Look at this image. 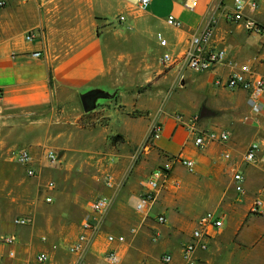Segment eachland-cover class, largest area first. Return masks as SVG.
I'll use <instances>...</instances> for the list:
<instances>
[{
    "label": "crops",
    "instance_id": "obj_1",
    "mask_svg": "<svg viewBox=\"0 0 264 264\" xmlns=\"http://www.w3.org/2000/svg\"><path fill=\"white\" fill-rule=\"evenodd\" d=\"M149 1L140 11L138 0H0V177L5 184L0 192L8 190V184L10 191L22 192L24 198L11 199L9 207L18 204V211L32 219L25 231L0 235L1 264H93L100 259L107 264L103 256L109 252L121 264L130 245L107 244L104 237L121 235L122 224L133 217L131 202L146 191L149 176L158 171L154 166L161 162L170 166L168 180L147 214H133L139 227L149 218H165L160 226L168 235L170 264H184L181 246L207 213L223 227L207 241L206 251L195 252L196 264H251L253 255L264 257V214L251 213L255 198L264 193V161L243 163L250 144L264 146V91L261 111L252 116L245 92L226 93L214 85L241 65L264 78V0H254L257 9L247 12L263 28V36L231 23L226 0H197L192 10L185 7L186 0ZM170 15L181 23L180 29L166 25ZM211 21L212 44L226 52V62L210 72L194 73L182 63L163 71L162 55L184 52L189 38L200 35ZM29 32L36 38L25 42ZM158 36L167 48L159 46ZM35 52L39 58L33 57ZM133 63L138 65L131 67ZM155 80L156 89L137 92L142 83ZM166 87L172 93L163 105L168 112H181L176 106L181 103L189 106L188 89L201 92L202 99L208 97L213 110L224 114L199 117L197 128L225 132L228 141L197 149L175 117L163 112L162 105L157 107L159 91ZM83 96H89L87 112L81 106ZM245 114L251 117L248 123L240 119ZM156 124L162 127L159 137L136 163L140 145ZM111 136L120 138L115 152L107 146ZM40 148L57 154L50 174L37 165ZM21 149L32 154V178L12 156ZM225 153L228 160L222 157ZM176 156L192 160L194 172L167 161ZM236 172L244 179L241 194L232 183ZM108 174L111 188L102 185ZM51 177L55 189L39 194V185ZM45 197L51 198L50 204ZM99 198L107 203L94 214L90 207ZM10 213L0 212V222ZM85 219L98 232L88 236L81 253H70L68 247ZM137 232L138 228L129 230L132 237ZM8 236L14 239L11 246L1 243ZM9 251L14 259L7 257ZM39 255L45 256L44 262L37 261Z\"/></svg>",
    "mask_w": 264,
    "mask_h": 264
},
{
    "label": "built area",
    "instance_id": "obj_2",
    "mask_svg": "<svg viewBox=\"0 0 264 264\" xmlns=\"http://www.w3.org/2000/svg\"><path fill=\"white\" fill-rule=\"evenodd\" d=\"M197 0H186L184 5L187 9L192 10L196 5ZM149 0H138L137 7L140 11H144L148 5ZM3 3L0 2V6ZM257 9V4L254 0H233L232 11L229 12L227 19L241 27L245 32L252 33L254 35L263 36V28L247 15L248 11H254ZM119 23L123 22L122 18L118 19ZM168 27L173 29H180L181 23L173 16H168L165 20ZM214 30V22L211 21L207 24L206 28L200 35L191 36L188 40V46L184 52L179 55H171L166 52L162 55L161 64L165 68L172 67L176 64L182 63L188 70L194 73H203L212 71L217 65H223L226 62V52L223 49L215 48L212 44V35ZM36 38L35 33L29 32L25 34L24 41L32 42ZM159 46L161 48H167V42L160 36L157 37ZM39 53H33V57L39 58ZM214 85L228 91H243L247 94V102L250 108L252 116L259 115L261 111V99L264 91V78L263 76L256 74L248 65H241L236 69H233L225 80H215ZM251 120V117H246L245 121ZM175 121L178 127L185 129V131L193 137L194 145L197 149L203 150L207 145L212 144H224L228 141V135L220 130L199 131L197 124L199 122L198 115H191L185 117L183 115L175 116ZM161 124H156L152 127L148 140V143H152L157 139L161 133ZM15 161L25 167V173L27 177H34L35 170L32 168L34 163L32 154L27 149H21L12 154ZM223 159L228 160L229 154H223ZM43 158L50 164L56 165L57 154L50 150H45ZM168 161L170 164L182 165L188 173H193L195 170V163L192 160L183 158L181 156L171 157ZM259 161H264V146L259 143L250 144L244 155L243 163L246 165H255ZM170 166H164L158 171L152 173L149 176L145 188L147 191L135 199L132 202V209L138 214H147L149 206L155 201V196L162 183H166L169 178ZM243 176L241 173L236 172L232 176V183L234 185V191L237 194L243 193ZM105 185L111 188L113 185V179L111 176H107L105 179ZM176 185V184H175ZM45 189L47 191H53L55 185L53 182H48ZM44 202L51 203L50 197H45ZM106 199L99 198L91 204V212L94 214L100 213L106 206ZM251 213L264 214V193H260L255 198L251 207ZM156 221L160 225H164L165 218L163 216H157ZM13 224L17 227L29 226L30 221L27 219H15ZM223 227V223L220 219H216L213 214L207 213L202 215L196 222L195 227L190 233L189 241L182 246V260L184 264H196L195 252L206 251L208 248L207 241L213 237V233L220 230ZM98 232L96 225L85 219L80 223L79 233L68 247L70 253L79 254L83 251L87 242L88 236ZM13 237L8 236L1 240V243L6 246L13 244ZM105 241L107 244H125V236L123 235H106ZM156 241V239H154ZM9 259H14L15 254L13 251L7 253ZM105 261L107 264H117L118 257L115 253L109 252L105 255ZM173 257L170 253H164L160 257L162 264H170ZM37 261L42 263L45 261V256L39 255ZM1 264V257H0Z\"/></svg>",
    "mask_w": 264,
    "mask_h": 264
},
{
    "label": "rangeland",
    "instance_id": "obj_3",
    "mask_svg": "<svg viewBox=\"0 0 264 264\" xmlns=\"http://www.w3.org/2000/svg\"><path fill=\"white\" fill-rule=\"evenodd\" d=\"M226 6L228 7V12H231L232 11V4L229 3L228 0H226ZM119 18H122V17H118L117 21ZM137 65H138L137 63H133L131 65V67H136ZM172 67H169V68L162 67V68H163V71H168ZM130 72H133V70ZM126 75H127V72H126ZM156 82L157 81L155 80V81H151L148 84L142 83V86L137 87V92H140V93H142V92L144 93L147 91L151 92V90L157 88V86H153V84H155ZM157 91H159V90H157ZM225 91H226V93H231V94L235 93V91H228V90H225ZM159 92H160L161 96H159L157 98V107L159 106V104L162 105L160 108H162L163 112L170 113V114H172L173 117H175L177 115H183L185 117H189L191 115H198L200 117V112L203 110V108L208 110L207 111L208 112V119H210L214 116H222L224 114L222 112L221 113L222 115H221L219 112L213 110L214 108L211 107L212 104L210 103L211 101L209 100L208 97H207V99H205V97L202 99V96H201L202 93L201 92L192 91L191 89H188V93H187V96L189 99V106L187 104L185 105V104L181 103V104L176 105V106H178V108L181 109V112H174V111L168 112L167 107L166 106L164 107L163 105L170 100L172 93L170 91H168V87L160 89ZM173 98H174V96H172L171 100H173ZM40 114H42V113H38L36 116H38ZM135 114L137 115L138 113L136 112ZM247 115L248 114L241 116L240 117L241 121L246 122L245 118L247 117ZM246 123H248V121ZM82 125L83 124H80V126H82ZM85 127H86V125H85ZM88 128H91V126L89 125ZM118 142H120V138H118L116 136L108 137L107 146L109 147V150L110 151L113 150L115 152L117 149V146H119ZM149 145H151V144L148 143L147 141L145 144L140 145V147L137 151V158L135 160L136 163L141 161V158H142L141 156L143 154V150L147 149L149 147ZM44 150H45V148H40V159H39L40 164L38 163L37 165L45 172V174H47V173L50 174V172L52 171V166H55V165H50L45 160V158H43ZM136 150L137 149H134V151H136ZM158 155L162 158L166 157L162 153H158ZM169 160L170 159L168 158L167 161H169ZM157 166L158 167L154 166V169L155 168H157V169L163 168L164 167L163 162H161V164H158ZM107 176L105 175L102 179V185L105 186L106 188H108L105 185V179ZM49 181H52L54 183V185L56 184L54 178L51 177L50 180H47L42 185H39V188H38L39 194L40 193L42 194V192L45 190V185ZM34 185L37 186L36 183ZM4 186H5V184L3 181V177H0V188L3 189ZM6 186H8V190L6 189V191L4 193L0 192V199H1L0 200V212H2L5 216L7 215L9 210H11V213H10V217L4 216L5 218H3V220L0 222V235H11L14 232H15V234L16 233L18 234V232H20V231H25L28 228V226L17 227L13 224V221L15 219H21V218L27 219L30 221V224H29V226H30L32 224V219L29 216H27L25 214H21L18 211L19 210L18 204L13 203V205L9 207V202L11 201V199H15V201H17L19 199L18 201H20L24 198V196H23L24 194L22 192H19V191H10L9 184ZM146 191H147V189H146ZM144 193L141 192L140 196H142ZM8 194H9V196H8ZM131 205H132V202L130 204V208H131V211H132L131 213H132L133 217L130 218L129 222L126 223V225L122 224L124 231L121 233V235L125 236V240L128 242V244L130 246H128V249L124 253V256H123L124 259L122 260L121 264L122 263L123 264H162L160 261V257L162 256V254L168 252L165 249V243L168 239V235H165V232H163L162 227L160 226V224L157 223L156 217L149 218L142 226L139 227V224H140L139 219L136 217V215H134L136 212H134ZM40 226H43V224H41ZM119 226H121V225H119ZM136 228H138V232L134 237H132L129 233V230L130 229H136ZM183 238L184 237H180L179 239H183ZM104 239H105V237H104ZM154 239H156V241H154ZM181 248H182V246H181ZM172 254H177V252H173ZM259 254L252 256L251 264H264L263 263L264 257H263V255H259ZM103 258H104V256H103ZM174 261H175V259H174ZM93 264H104V261L103 260L101 261V259H100V260L95 261Z\"/></svg>",
    "mask_w": 264,
    "mask_h": 264
},
{
    "label": "water",
    "instance_id": "obj_4",
    "mask_svg": "<svg viewBox=\"0 0 264 264\" xmlns=\"http://www.w3.org/2000/svg\"><path fill=\"white\" fill-rule=\"evenodd\" d=\"M89 98V96H83L81 97V106L84 112H87L91 109V106L88 104L87 99ZM205 115H208V112H205L204 110H202L200 112V117H203Z\"/></svg>",
    "mask_w": 264,
    "mask_h": 264
},
{
    "label": "trees",
    "instance_id": "obj_5",
    "mask_svg": "<svg viewBox=\"0 0 264 264\" xmlns=\"http://www.w3.org/2000/svg\"><path fill=\"white\" fill-rule=\"evenodd\" d=\"M50 83H51V81H50Z\"/></svg>",
    "mask_w": 264,
    "mask_h": 264
}]
</instances>
